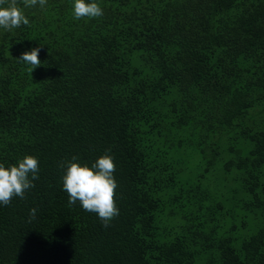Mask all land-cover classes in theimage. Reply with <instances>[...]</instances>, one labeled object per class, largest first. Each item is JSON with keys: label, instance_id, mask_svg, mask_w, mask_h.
Listing matches in <instances>:
<instances>
[{"label": "trees", "instance_id": "trees-1", "mask_svg": "<svg viewBox=\"0 0 264 264\" xmlns=\"http://www.w3.org/2000/svg\"><path fill=\"white\" fill-rule=\"evenodd\" d=\"M85 2L103 15L17 0L29 24L0 27V163L39 165L0 205V264H264V0ZM105 154L109 227L62 180Z\"/></svg>", "mask_w": 264, "mask_h": 264}, {"label": "clouds", "instance_id": "clouds-1", "mask_svg": "<svg viewBox=\"0 0 264 264\" xmlns=\"http://www.w3.org/2000/svg\"><path fill=\"white\" fill-rule=\"evenodd\" d=\"M5 0H0L3 4ZM44 6L47 0H25V7ZM74 17L95 18L103 15V10L97 3H86L85 0H74ZM23 25H28L29 20L22 14L17 6V0H11L8 7H0V27L11 30ZM39 47L22 53L19 61L30 65V71L41 65L38 59ZM110 150H106L108 152ZM77 157L73 156L65 168L63 189L68 194V204L80 206L88 212L96 213L104 227H109L110 222L119 215V209L114 200L115 190L118 187L114 178L116 165L111 155L105 154L96 159L89 166L80 164ZM39 165L36 157L25 156L15 165L7 168L0 163V205L8 206L13 197L25 198V192L33 188V181L38 180ZM36 208L29 210L30 219L35 218Z\"/></svg>", "mask_w": 264, "mask_h": 264}]
</instances>
